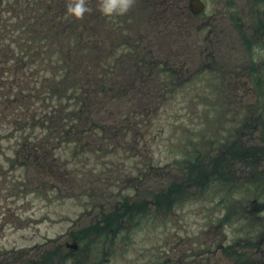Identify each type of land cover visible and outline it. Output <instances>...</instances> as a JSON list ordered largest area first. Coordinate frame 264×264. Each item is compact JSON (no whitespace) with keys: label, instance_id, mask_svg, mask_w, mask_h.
<instances>
[{"label":"rangeland","instance_id":"obj_1","mask_svg":"<svg viewBox=\"0 0 264 264\" xmlns=\"http://www.w3.org/2000/svg\"><path fill=\"white\" fill-rule=\"evenodd\" d=\"M203 1L197 17L187 0H134L125 15L106 17L90 0L91 12L76 19L69 0H0V253L36 245L30 253L39 254L37 246L48 250L56 238L67 251L72 230L130 205L126 229L109 234L104 252L97 248L99 261L80 251V264L165 263L187 245L192 262L208 264L210 249L234 251L264 230V199H247L264 192V0ZM31 32L49 40L26 43L21 35ZM28 44L27 56L16 54ZM75 51L87 73L89 59L96 90V76L104 78L93 116L92 103L83 105L80 126H70V112L88 90L67 87L86 86V78L60 77L63 55ZM224 153H234L235 174L258 180L253 190L230 188L232 176L221 172L205 175ZM142 155L168 164L149 171L170 178L171 192L180 189L165 213L152 204L163 181L137 173Z\"/></svg>","mask_w":264,"mask_h":264},{"label":"trees","instance_id":"obj_2","mask_svg":"<svg viewBox=\"0 0 264 264\" xmlns=\"http://www.w3.org/2000/svg\"><path fill=\"white\" fill-rule=\"evenodd\" d=\"M38 11L35 10L31 14L28 15L27 24L25 25L24 28H26V29L29 28V24H28V23H30L29 16L32 18V22H35L36 18H39L42 15L41 10L38 9ZM17 15H19V14H17ZM22 16H24V15H22ZM25 20H26V18H24V22H25ZM40 31H42V30H40ZM60 35H61V32H60ZM26 36L27 37H24L21 35L22 39L25 40L26 43H27V40H29V39H32V40L36 39L38 41V43L45 42V41L49 40V36H46L45 34L36 36V34L31 32ZM11 37L12 38H10V41H12V42H15V39L18 38V34H17V32H14V28L11 30ZM38 43L36 42V44H38ZM17 46H24V47L23 48L16 47L15 48L17 51L16 54H22L24 56H27V54L31 51L32 45L28 44L26 46L25 45H17ZM38 47L39 46H37L34 51H37ZM52 54L54 55L55 53L52 52ZM88 54H89V52H88ZM76 55H78L77 51H75V54L65 53L63 55V58L67 64L64 66L63 73H61L60 77H63V79H64L65 76H69L70 74H74V76H79L80 78L81 77L86 78V81H87L86 86H81L80 84L78 85V83H76L74 85L68 86L67 89H75V87L79 86L80 90L87 89L88 93L87 94L83 93L81 96L78 95L77 97L74 96V98L77 99V102L80 103L79 104L80 107L78 109L79 112H73V111L70 112L71 115H74V119H75L74 123H72V122L70 123V126H75L76 124H78L77 126H80L81 124H83L82 121H84V113L81 112V108L83 105L88 106V104L92 103L88 106V111H89L88 115H89V117L93 116V111H94V109H96V106L94 107L93 103L95 102V99L97 98L98 94L103 95L102 91L104 90V86H103L104 78H103V75L101 74V72L96 76V78L99 80V86H97V90H96V87L93 85V80H94L95 76L92 75V69H91L90 64H89V59L86 58V60L88 62V66L85 65V68L86 69L88 68V73H87L83 70V64L80 60L77 59ZM58 109H60V108H58ZM64 120L67 121L68 117L64 118ZM67 127H68V125H67ZM60 131L63 135H65V134L69 133L70 130H68V128H67L66 130L61 129ZM64 140L66 141L67 139L64 138ZM230 156H232V155H229V157ZM233 164H235V157L234 156H232L230 158L224 157L222 159V162H221V165L219 168H217V167L207 168L208 174H206V176L207 175L209 176V175L220 174V172L222 174H225L230 169L229 167H231ZM155 175L156 174H154V176ZM239 176L240 175H237L234 172V174L231 177V179L236 178V185H239V182H241V181L242 182L246 181L245 187L248 188L249 186H246L247 183L253 182V180H249V179H251L250 177H239ZM238 177H239V179L240 178H242V179L238 180ZM256 182H258V180H256ZM126 214H129V213H126ZM120 216H122V212L120 209L118 211L116 209H114L113 212H110L108 214L102 213L101 217L99 219H97V221H94L93 223L89 224L88 226L81 227L80 229L76 230V232H73L72 237L75 238L76 240H78L79 245H80L81 249H83V250L91 249L92 247L98 248L100 245H102V243H98L96 240H94L95 242H93L91 240V239H93L92 236H94V237L99 236V239L101 241L106 242V237H105L106 233L109 231V229L116 228L119 225V223L121 221ZM94 239H96V238H94ZM57 248L58 247L47 250L46 251L47 257L48 258L53 257L54 259L55 258L58 259V256H61L63 261L65 262L66 261L65 260L66 254L63 253L62 251L57 252L56 251Z\"/></svg>","mask_w":264,"mask_h":264},{"label":"flooded vegetation","instance_id":"obj_3","mask_svg":"<svg viewBox=\"0 0 264 264\" xmlns=\"http://www.w3.org/2000/svg\"><path fill=\"white\" fill-rule=\"evenodd\" d=\"M186 192L187 190L184 188L183 193L185 194ZM171 197L177 199L178 195L175 191H173V195ZM233 245H235V243ZM230 247H226V249L222 247H216L215 249H210L209 255L212 258V260L208 264H264V230L255 231L251 233L249 235L248 241L245 242V246L236 247L234 251H232L233 249H230ZM218 252H221L225 257L216 256ZM189 254H190V249L187 245L186 248L183 250V252L177 254L174 253L173 256L167 258L165 263H159L156 260H154L152 261L151 264H202L203 263V258L201 259L202 261L200 260L201 261L200 263L192 262L193 259H191V256ZM198 254L201 255V253ZM40 256L41 254H37L31 259V255L28 254L26 256H23V260L20 261V258H17L13 252H4V253H0V264H46V262ZM38 259L40 260V262L37 263L36 261H38ZM221 259L227 262L220 263Z\"/></svg>","mask_w":264,"mask_h":264},{"label":"clouds","instance_id":"obj_4","mask_svg":"<svg viewBox=\"0 0 264 264\" xmlns=\"http://www.w3.org/2000/svg\"><path fill=\"white\" fill-rule=\"evenodd\" d=\"M134 0H99L98 9L106 17L113 15L121 16L128 13ZM91 12L87 0H69L67 14L76 19L84 18L86 13Z\"/></svg>","mask_w":264,"mask_h":264},{"label":"water","instance_id":"obj_5","mask_svg":"<svg viewBox=\"0 0 264 264\" xmlns=\"http://www.w3.org/2000/svg\"><path fill=\"white\" fill-rule=\"evenodd\" d=\"M190 4L194 13L199 12L202 9L200 0H190Z\"/></svg>","mask_w":264,"mask_h":264}]
</instances>
